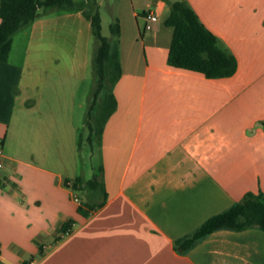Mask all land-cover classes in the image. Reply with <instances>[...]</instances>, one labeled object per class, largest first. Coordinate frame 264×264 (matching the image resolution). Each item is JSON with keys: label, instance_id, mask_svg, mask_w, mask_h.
Returning <instances> with one entry per match:
<instances>
[{"label": "crops", "instance_id": "obj_1", "mask_svg": "<svg viewBox=\"0 0 264 264\" xmlns=\"http://www.w3.org/2000/svg\"><path fill=\"white\" fill-rule=\"evenodd\" d=\"M188 1L235 55L237 72L207 78L171 67L173 30L158 22L147 36L139 26L149 11L168 8L169 16V7L149 0L138 12L133 2L138 28L119 42L122 76L111 89L117 109L89 163L79 99L87 68L75 58L84 28L92 32L84 9L41 8L29 25L32 34L67 26L73 68L56 59L36 75L28 59L0 62V264H264L258 227L219 229L186 252L176 247L246 194L264 192V0ZM101 169L108 198L87 216L68 183Z\"/></svg>", "mask_w": 264, "mask_h": 264}, {"label": "trees", "instance_id": "obj_2", "mask_svg": "<svg viewBox=\"0 0 264 264\" xmlns=\"http://www.w3.org/2000/svg\"><path fill=\"white\" fill-rule=\"evenodd\" d=\"M96 1V0H94ZM170 14L165 25L173 30L172 42L168 55V64L174 68L190 70L205 75L207 78H224L233 76L238 70V60L228 49L221 46L220 39L202 22L195 9L187 0L171 3ZM41 8H56L61 10L84 9L85 17L91 22L92 32L99 41L94 59L96 88L92 104L88 113L86 138L92 146L95 140H100L105 124L117 109V99L112 92H108L100 104L95 118L93 111L98 104L100 95L108 84L116 83L122 76V67L117 41L110 42L101 32V17L99 12L90 13L84 4H76L74 0H0V62H8L14 43V36L22 29L31 25L40 16ZM114 35H119L120 25L115 24ZM86 131L80 138V145L84 143ZM94 176L85 181L76 179L68 185L76 192L98 194L104 201L98 204L85 202L82 209L88 216L89 212L104 206L108 193L102 176ZM72 222L63 226L66 233ZM258 227L264 230V192L248 193L244 198L228 210L208 218L191 235L176 241V247L186 252L207 235L219 230L235 231Z\"/></svg>", "mask_w": 264, "mask_h": 264}, {"label": "rangeland", "instance_id": "obj_3", "mask_svg": "<svg viewBox=\"0 0 264 264\" xmlns=\"http://www.w3.org/2000/svg\"><path fill=\"white\" fill-rule=\"evenodd\" d=\"M76 4H84L85 9L92 14L99 12L101 17V32L104 37H106L110 42L117 41L118 44L122 40H126L130 37L131 31H136L138 25L135 19H132L130 16V12L133 8V2L136 6L138 12L142 11L140 6H146L149 0H74ZM162 5H166L171 9V3L179 1V0H159ZM188 1V0H187ZM189 3V1H188ZM190 4V3H189ZM56 9V8H55ZM168 9V8H167ZM165 9L154 10L155 14L159 18V23L161 26L165 27L164 21L168 16V11ZM60 10V9H56ZM118 23L120 25V33L119 35H114L113 28L115 24ZM145 23L142 18L139 17V26L144 28ZM67 28V26H66ZM61 29L59 34L53 33L51 30L47 32L44 30V33L39 29L37 33L32 34L31 30H29V26L19 31L14 36V44L10 54L11 61L15 63L22 64L25 59L31 61V64H34L33 68L36 75H43L46 73V67L43 66V63L47 62L50 65V69L55 68L56 59H60L59 68H73L72 62H69L74 58V50L72 49L71 44L74 42L73 35L68 33L67 29ZM171 30V28H167ZM152 32L146 31L145 35L149 36ZM79 49L76 52L75 58L80 61L87 68V78H88V88L84 87L83 92H81L79 99L80 101L86 102V107L84 109V119L88 117V112L90 110L93 94L96 88V75L94 69V59L99 46L98 39L94 36L93 32L87 31L84 28V32L82 38L78 40ZM28 50V51H27ZM113 84H108L104 90L102 91L98 104L95 106L93 111V118H95L99 112L100 104L103 101L104 97L108 92H111ZM85 141H84V156L85 161L89 163V153L97 152L100 145L101 139L95 140L94 145L92 146L89 142H87L86 138L88 137L87 129ZM99 153L94 158V162H97ZM92 160V159H91ZM92 160V161H93ZM90 171V168H89ZM101 175L99 172L98 175ZM86 176H89L87 173ZM79 196L87 201L86 193L79 191ZM28 259V258H27ZM40 259V256L38 257Z\"/></svg>", "mask_w": 264, "mask_h": 264}, {"label": "built area", "instance_id": "obj_4", "mask_svg": "<svg viewBox=\"0 0 264 264\" xmlns=\"http://www.w3.org/2000/svg\"><path fill=\"white\" fill-rule=\"evenodd\" d=\"M145 20H146L145 31L152 32V34L155 35L156 26L159 22V18L154 12L149 11L145 14ZM4 169H5L4 150L2 145L0 144V180H2L3 178Z\"/></svg>", "mask_w": 264, "mask_h": 264}]
</instances>
